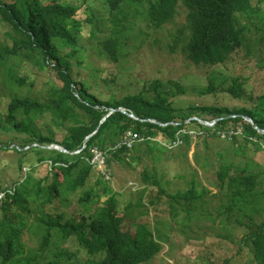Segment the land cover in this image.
Returning <instances> with one entry per match:
<instances>
[{"label":"trees","instance_id":"1","mask_svg":"<svg viewBox=\"0 0 264 264\" xmlns=\"http://www.w3.org/2000/svg\"><path fill=\"white\" fill-rule=\"evenodd\" d=\"M91 2L0 0V25L5 28L0 34V82L6 86L0 92V103L4 99L0 134H14L8 141L0 138V150L17 155L14 162L0 161V264H144L163 250L165 241L146 207L127 218L133 201L121 206V193L88 163L94 147L110 152L111 174L113 162L126 155L132 159L136 145L172 150L168 144L179 138L189 147V130L196 127L198 138L232 132L231 140L242 138L254 151L264 150V133L256 128L264 130V89L255 90L251 84L255 67L264 70V59L257 58L264 42V0H105L117 22L112 21L111 34L97 42L95 53L117 62L126 54L122 35L132 26L123 25L128 18L142 19L153 30L164 29L175 23L182 7L185 23L166 36L175 45L183 35L186 57L195 66L212 69L205 91L219 89L255 102L186 109L173 106L170 95L176 92L158 79L116 99H101L89 91L80 70L75 73L74 68L84 63L81 37L94 36L93 28L98 29L102 19ZM253 28L259 37L252 36ZM25 57L39 72L27 88L25 77L17 76L10 65ZM117 80L112 74L101 82L114 85ZM174 85L182 92L179 84ZM213 119L212 125L202 123ZM128 131L143 140L113 150ZM50 144L60 146L43 147ZM152 168L144 176L152 217L170 227L173 222L186 234L194 203L208 191L191 180L188 188L168 193ZM260 175L250 157L243 164L223 162L216 170L218 184L230 199L226 214L240 211L251 220L241 240L255 264H264V220L254 221L264 197ZM71 193L78 198L73 208L68 203ZM29 233L37 240L35 246L28 244Z\"/></svg>","mask_w":264,"mask_h":264},{"label":"rangeland","instance_id":"2","mask_svg":"<svg viewBox=\"0 0 264 264\" xmlns=\"http://www.w3.org/2000/svg\"><path fill=\"white\" fill-rule=\"evenodd\" d=\"M91 1L93 11L95 14L99 13L102 19L98 24V29L93 28L94 36L90 37L86 33L81 37L80 44H83L86 50L84 63L80 68L75 67L74 72L80 70V76L85 79L89 91L94 92L101 99H116L127 93L138 92L143 82L158 79L166 85L167 89L176 92V95L170 96L173 106L177 109H186L191 105H254L253 100L244 101L242 98L239 100L219 89L212 93L205 91L208 78L211 79L212 69L195 66L186 57L182 52L183 35H180L175 45H172L171 38L166 36L170 31H174L185 23V11L182 7L178 8L175 23L166 25L164 29L153 30L147 28L142 19L128 18L123 25L130 24L133 30L131 28L123 30L122 37L124 36L126 40L124 43L126 54L117 62H113L95 53L94 50L99 40L111 34L112 21L117 22V19L112 17L105 0ZM262 11L264 16V6ZM4 30L5 28L0 25L1 36ZM259 35L260 33L253 28L252 36L259 37ZM261 48L262 52L257 58L262 60L264 59V42ZM23 59H15L10 62V65L17 76L25 77L24 84L27 88L28 84L39 76V72L32 65L30 58ZM252 63L255 65L254 62ZM240 72V70L235 71L237 74ZM112 74L118 77L116 84L101 82L102 77L110 78ZM251 76L254 89H264V70L255 67ZM51 83L54 84V81ZM45 84L43 86L48 87L49 83ZM174 84H179L182 92H177ZM38 87V84L33 86L34 89ZM3 89L5 92L6 86L0 82V92H3ZM0 105L4 108V99ZM213 121L214 119L205 120L207 124H213ZM189 133L191 134L189 147L181 142L173 147L169 146L174 148L172 150H160L155 146L150 149L139 144L132 150V159L126 155L123 160L113 162L112 174L108 180L113 189L121 193L119 196V200L122 201L121 206H125L129 201H133L134 204V207L128 211L127 218H134V214L141 213L146 207L150 212L151 221L156 225L155 228L159 227L157 230L161 236L160 239L165 241L163 250L144 264H223L226 261H228L226 264H255L249 247L241 240L250 230L246 224H251V220L240 211H234L231 215L226 214L224 208L230 204V199L218 184L216 170L223 162L232 161L243 164V161L250 157L255 162L256 169L260 171V179L263 180L261 189L264 190V174H262L264 173V150L254 151L242 138L231 140L229 135L232 132L227 135L222 133L220 137L212 138L205 135L198 138L199 130L196 127L195 130H189ZM13 135L11 132L1 133L0 138L8 141ZM155 139L161 140L162 138ZM59 146L50 144L43 147L58 148ZM16 159L17 155L12 151L0 150V161L10 163ZM27 160H31V157H27ZM152 165L155 166L156 174L161 178L160 181L168 193L188 188L191 180L197 182L198 189L208 191L194 203L195 210L192 212V219L187 226L186 234L180 231L182 228L177 227V224L172 222V227H170L161 220L159 223L155 222L152 217L154 210L152 207L150 209L147 204L149 189L148 180H145L146 172L148 174L153 172ZM1 196L2 193H0V198ZM68 199L72 208L77 205L76 194H69ZM135 203H142V206H136ZM260 208V214L254 219L256 223L264 220V197L260 202ZM33 218L31 217V220ZM128 221L131 220L128 219ZM156 234L158 233L155 232ZM36 242L35 236L29 233L28 244L35 246Z\"/></svg>","mask_w":264,"mask_h":264},{"label":"built area","instance_id":"3","mask_svg":"<svg viewBox=\"0 0 264 264\" xmlns=\"http://www.w3.org/2000/svg\"><path fill=\"white\" fill-rule=\"evenodd\" d=\"M143 140L142 137L138 136L135 133H130L129 131L124 134V136L118 140L116 144L112 146L113 150H116L121 145H126L127 147H131L134 143ZM182 142L181 139H177L173 141L171 144H169L170 147H173L177 144H180ZM116 147V148H115ZM111 156L110 152L108 150H102L99 148H93L92 149V156L90 159H94L95 163H92L91 165L93 168H95L103 177L104 179L108 180L110 178V168L107 165V159ZM109 177V178H108Z\"/></svg>","mask_w":264,"mask_h":264},{"label":"water","instance_id":"4","mask_svg":"<svg viewBox=\"0 0 264 264\" xmlns=\"http://www.w3.org/2000/svg\"><path fill=\"white\" fill-rule=\"evenodd\" d=\"M119 110H121L122 112L126 113V111L123 109V108H118ZM129 116L133 117V118H136L133 114L131 113H128ZM246 120L252 122V120L249 118V117H245ZM216 120L213 121V123L215 122ZM202 123L206 124V125H212V124H207L205 121H202ZM257 130L260 132V133H264V130L263 129H260L258 127H256Z\"/></svg>","mask_w":264,"mask_h":264},{"label":"bare ground","instance_id":"5","mask_svg":"<svg viewBox=\"0 0 264 264\" xmlns=\"http://www.w3.org/2000/svg\"><path fill=\"white\" fill-rule=\"evenodd\" d=\"M51 148H52V147H51ZM88 163H89V164L95 163V160H93V159H89V160H88Z\"/></svg>","mask_w":264,"mask_h":264},{"label":"clouds","instance_id":"6","mask_svg":"<svg viewBox=\"0 0 264 264\" xmlns=\"http://www.w3.org/2000/svg\"><path fill=\"white\" fill-rule=\"evenodd\" d=\"M183 142V141H182Z\"/></svg>","mask_w":264,"mask_h":264}]
</instances>
